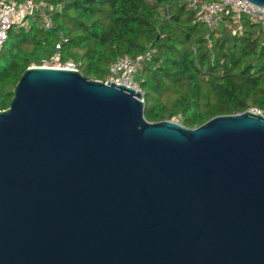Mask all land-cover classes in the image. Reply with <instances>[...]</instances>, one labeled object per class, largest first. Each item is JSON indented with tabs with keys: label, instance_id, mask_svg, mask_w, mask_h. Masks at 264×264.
Returning a JSON list of instances; mask_svg holds the SVG:
<instances>
[{
	"label": "water",
	"instance_id": "95a60500",
	"mask_svg": "<svg viewBox=\"0 0 264 264\" xmlns=\"http://www.w3.org/2000/svg\"><path fill=\"white\" fill-rule=\"evenodd\" d=\"M13 94L0 264H264L263 115L150 123L143 93L55 68Z\"/></svg>",
	"mask_w": 264,
	"mask_h": 264
},
{
	"label": "trees",
	"instance_id": "16d2710c",
	"mask_svg": "<svg viewBox=\"0 0 264 264\" xmlns=\"http://www.w3.org/2000/svg\"><path fill=\"white\" fill-rule=\"evenodd\" d=\"M43 1L62 6L52 29L12 28L0 53V111L9 109L23 73L60 47L63 61L101 82L118 59L149 53L139 82L150 123L178 119L195 129L219 116L264 112V29L248 18L210 31L188 0ZM237 25L242 33L233 32Z\"/></svg>",
	"mask_w": 264,
	"mask_h": 264
},
{
	"label": "built area",
	"instance_id": "2783aa9c",
	"mask_svg": "<svg viewBox=\"0 0 264 264\" xmlns=\"http://www.w3.org/2000/svg\"><path fill=\"white\" fill-rule=\"evenodd\" d=\"M188 6L198 14L200 22L210 31L218 29L225 19L239 22L243 17L264 29V8L247 0H188ZM61 9L62 6L43 0H0V53L9 41V32L12 28L28 29L30 20H33L42 29L50 30L53 27L54 14ZM233 32L242 33L243 26L237 25ZM148 57L149 53L137 59L128 56L118 59L110 65L105 83L114 82L143 93L137 77L140 65ZM41 67L79 71L72 60H62L60 47L53 57L43 61ZM251 111L264 116L262 111Z\"/></svg>",
	"mask_w": 264,
	"mask_h": 264
},
{
	"label": "rangeland",
	"instance_id": "374dc122",
	"mask_svg": "<svg viewBox=\"0 0 264 264\" xmlns=\"http://www.w3.org/2000/svg\"><path fill=\"white\" fill-rule=\"evenodd\" d=\"M34 23H36V22H34L33 20H30V26H32V25H34ZM38 25V24H37ZM207 28V27H206ZM14 29L15 30H18V27H14ZM208 29V28H207ZM4 62H3V59L2 58H0V64H3ZM34 67V66H33ZM137 79L139 80V75H138V77H137ZM140 81V80H139ZM174 122H176V123H179V120L178 119H175V120H173Z\"/></svg>",
	"mask_w": 264,
	"mask_h": 264
}]
</instances>
